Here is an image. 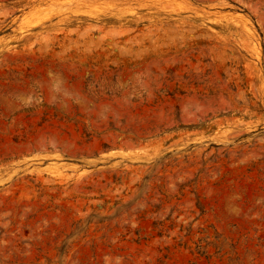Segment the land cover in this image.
Instances as JSON below:
<instances>
[{"label": "rangeland", "instance_id": "rangeland-1", "mask_svg": "<svg viewBox=\"0 0 264 264\" xmlns=\"http://www.w3.org/2000/svg\"><path fill=\"white\" fill-rule=\"evenodd\" d=\"M0 264H264V0H0Z\"/></svg>", "mask_w": 264, "mask_h": 264}, {"label": "bare ground", "instance_id": "bare-ground-1", "mask_svg": "<svg viewBox=\"0 0 264 264\" xmlns=\"http://www.w3.org/2000/svg\"><path fill=\"white\" fill-rule=\"evenodd\" d=\"M223 20H227V21H229V19H227L226 17L223 19ZM251 31V30H250ZM254 32V31H253Z\"/></svg>", "mask_w": 264, "mask_h": 264}]
</instances>
